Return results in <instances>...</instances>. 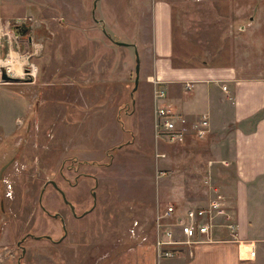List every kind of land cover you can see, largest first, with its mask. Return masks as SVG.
I'll return each mask as SVG.
<instances>
[{
  "label": "rangeland",
  "instance_id": "obj_1",
  "mask_svg": "<svg viewBox=\"0 0 264 264\" xmlns=\"http://www.w3.org/2000/svg\"><path fill=\"white\" fill-rule=\"evenodd\" d=\"M152 1L0 0V64L19 57V74L10 75L29 83L22 93L33 103L22 130L0 147V264H119L130 251L155 246L160 207L173 205L181 215L224 192L225 172L209 170L210 142L157 145L140 78L134 91L139 52L118 49L148 36ZM175 7L178 64L230 66L243 78H264V0H179ZM23 23L31 30L17 37ZM78 58L85 67L95 62L87 74L101 69L108 75L101 79L124 89L86 106L71 92L61 104L63 92L40 88L50 76L54 85L64 83L63 63L75 72ZM86 94L89 105L95 93ZM54 105L77 109L79 119L46 126L40 117Z\"/></svg>",
  "mask_w": 264,
  "mask_h": 264
},
{
  "label": "crops",
  "instance_id": "obj_2",
  "mask_svg": "<svg viewBox=\"0 0 264 264\" xmlns=\"http://www.w3.org/2000/svg\"><path fill=\"white\" fill-rule=\"evenodd\" d=\"M177 1L153 0L148 36L135 39L136 44L117 46L121 52L127 46H135L139 52L140 81L143 83L140 98L141 105L145 103L147 106L148 119H154V82L167 90L165 104L175 113L185 115L192 121L203 114L209 116L211 133L206 139L210 142L208 166L211 172H225L224 178L228 183L223 193L235 215L241 244L233 242L226 229H220L214 232L213 242L191 249L192 257L188 254L189 249L185 248V252L173 259L159 260L154 247H141L130 251L119 264H264V78H243L237 69L230 66L178 64L175 48ZM82 60L77 59L76 74L69 67V62L63 63L64 83L54 85L50 76L41 83L40 88L49 92H63L61 104L69 103L67 99L73 97L86 106L100 102L106 95L104 93L124 89L121 83H116V79L107 83L105 78L108 75L101 69L97 68L95 72L92 68V73L87 74L90 68L84 70L90 65L94 66L95 62L94 65L87 63L85 67ZM111 65L114 66L110 63L109 69ZM132 73L129 68L126 74L129 78L126 77L123 82L125 88L132 81ZM22 78L19 76V79ZM26 84L29 83L12 82L0 86V147L6 139H12L20 132L31 116L33 103L22 93L28 90ZM188 84L192 85L191 89L187 88ZM5 87L9 89H2ZM88 92L95 93L89 105L86 99ZM68 94L71 95L69 98ZM108 97L111 100L112 96ZM52 100L46 99L53 104ZM116 100L114 107L117 110L114 113L117 117L122 102ZM56 106H53V112L48 109L46 116L40 117L46 126L58 123V120L62 125H72L75 119H79L77 109ZM116 122L117 128H120ZM95 128L99 132L102 129ZM68 138L74 143V139ZM192 141L195 139L192 138ZM92 142H95L97 149L100 148V142ZM211 179L208 178V182ZM252 248L256 252L255 258H249L247 254Z\"/></svg>",
  "mask_w": 264,
  "mask_h": 264
},
{
  "label": "built area",
  "instance_id": "obj_3",
  "mask_svg": "<svg viewBox=\"0 0 264 264\" xmlns=\"http://www.w3.org/2000/svg\"><path fill=\"white\" fill-rule=\"evenodd\" d=\"M2 68L4 66L0 64V86L8 84L2 79ZM5 68L10 75L9 68ZM27 72L28 76H33L32 70ZM187 88L191 89L192 85L188 84ZM166 98L167 90L156 83L153 91V123L157 145L159 143L185 145L190 137L198 141L206 140L211 133L209 116L203 114L199 119L192 121L169 108L165 104ZM158 157L165 155L158 154ZM214 194L206 205L189 208L181 215L177 214V209L173 205L158 209L155 218L154 247L159 260L173 259L185 252V248L189 249L188 254L192 257L193 248L199 244L213 242L214 232L220 229H226L231 240L241 244L238 224L228 199L218 190L214 191ZM178 234L182 239H179ZM247 254L249 258H255V249L247 251Z\"/></svg>",
  "mask_w": 264,
  "mask_h": 264
},
{
  "label": "water",
  "instance_id": "obj_4",
  "mask_svg": "<svg viewBox=\"0 0 264 264\" xmlns=\"http://www.w3.org/2000/svg\"><path fill=\"white\" fill-rule=\"evenodd\" d=\"M31 30V27L28 26L27 24L23 23L20 26H17L15 28V35L17 37H22L25 36L29 33V31ZM119 45H126L123 43H119ZM137 78H136V86L134 91H136L138 89V85H139V78H140V60H137ZM2 79L6 82H19L20 79L19 78H15L13 76L8 75L7 70L5 68H2ZM52 184L54 185V187L57 189V191H59L65 201L66 204L70 205V207L73 209L71 203H69L66 199V196L64 195V193L56 186V184L54 182H52ZM47 239H50V237H46ZM25 252V250H23V253Z\"/></svg>",
  "mask_w": 264,
  "mask_h": 264
},
{
  "label": "bare ground",
  "instance_id": "obj_5",
  "mask_svg": "<svg viewBox=\"0 0 264 264\" xmlns=\"http://www.w3.org/2000/svg\"><path fill=\"white\" fill-rule=\"evenodd\" d=\"M2 63H3V65H5V66H7L9 68L10 72H12V73L14 72L15 75H17V73H18V72H15V71L18 70V69L20 70L21 66H22L21 60L19 59V57H16V56H11V58L9 60H7L5 62L2 61ZM34 73H35V70H34Z\"/></svg>",
  "mask_w": 264,
  "mask_h": 264
},
{
  "label": "flooded vegetation",
  "instance_id": "obj_6",
  "mask_svg": "<svg viewBox=\"0 0 264 264\" xmlns=\"http://www.w3.org/2000/svg\"><path fill=\"white\" fill-rule=\"evenodd\" d=\"M8 166V165H7ZM1 175H2V173H1ZM52 182L53 181H50V183L49 184H51L52 185V187L55 189V191L61 196V198H62V200L64 201V199H63V197H62V195H61V193L59 192V191H57V189L54 187V185L52 184ZM48 184V185H49ZM47 185L45 186V188L43 189V194L47 191ZM94 194V193H93ZM64 203H65V201H64ZM66 204V203H65ZM68 207H70V205H68V204H66ZM71 208V207H70ZM30 235H28L27 237H29ZM26 239H23L21 242L23 243L24 241H25ZM48 240H51V239H48ZM21 242L18 244V246H20L21 245ZM23 250H25V249H23ZM25 253V252H24Z\"/></svg>",
  "mask_w": 264,
  "mask_h": 264
}]
</instances>
